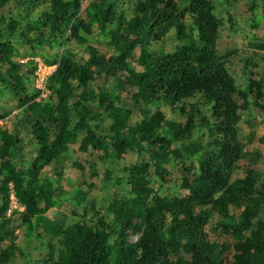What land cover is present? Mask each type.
Wrapping results in <instances>:
<instances>
[{
	"label": "trees",
	"instance_id": "16d2710c",
	"mask_svg": "<svg viewBox=\"0 0 264 264\" xmlns=\"http://www.w3.org/2000/svg\"><path fill=\"white\" fill-rule=\"evenodd\" d=\"M215 1L250 2L255 27L264 11L0 0V264H264V132L262 152L241 138V113L264 115V68L239 85L217 51ZM89 37L112 52L79 56L72 44ZM36 57L55 66L46 96ZM64 204V221L47 215Z\"/></svg>",
	"mask_w": 264,
	"mask_h": 264
},
{
	"label": "rangeland",
	"instance_id": "374dc122",
	"mask_svg": "<svg viewBox=\"0 0 264 264\" xmlns=\"http://www.w3.org/2000/svg\"><path fill=\"white\" fill-rule=\"evenodd\" d=\"M89 1L90 0H83V7ZM215 6L216 13L221 20L217 51L220 56L228 58L230 62V71L237 79L239 85H241L247 79L256 77L264 68V52L256 48V43L264 40L261 37L264 36V11L258 10V12H256V19L259 23L258 26L255 27L249 19V16H251L249 12L250 2L244 1L237 4H222L219 1H215ZM229 15L234 19V22L229 20ZM171 40L174 41V37H172ZM87 45H93L107 54L112 52V50L97 37H89L84 44H72L79 56L85 59L88 57L86 50ZM134 53L135 57H137L139 53L138 49H136ZM35 59L38 66L35 72L34 85L41 90V96H46L49 92L46 83L55 66L43 63L38 57ZM241 116V138L243 142L246 143L248 148L259 146L262 152L263 145L261 137L264 132V115L255 111L253 107H250L242 112ZM241 165L242 168L232 173L231 181L235 178L244 176V167L247 164L243 161ZM253 167L256 172L264 176V160L258 161ZM175 170L176 172L179 171V167L175 168ZM46 171H48L50 175L52 174L50 168H47ZM170 191L177 192L180 196L186 193L185 190L175 186H172ZM10 207L11 209H22L12 194ZM70 207V204H64L62 207L52 208L47 212V215L56 222L64 221L67 218L68 209ZM135 238L136 236H132L133 240ZM224 239L225 235L221 233L218 228H210L209 243L211 246L214 247L219 245Z\"/></svg>",
	"mask_w": 264,
	"mask_h": 264
},
{
	"label": "built area",
	"instance_id": "2783aa9c",
	"mask_svg": "<svg viewBox=\"0 0 264 264\" xmlns=\"http://www.w3.org/2000/svg\"><path fill=\"white\" fill-rule=\"evenodd\" d=\"M54 70V69H53ZM44 90V89H43Z\"/></svg>",
	"mask_w": 264,
	"mask_h": 264
}]
</instances>
